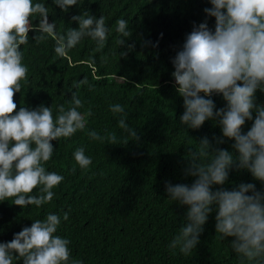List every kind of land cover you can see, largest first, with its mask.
<instances>
[{"label":"clouds","instance_id":"obj_1","mask_svg":"<svg viewBox=\"0 0 264 264\" xmlns=\"http://www.w3.org/2000/svg\"><path fill=\"white\" fill-rule=\"evenodd\" d=\"M51 3L67 13L83 5L84 0ZM207 3L210 7L203 9L205 20L193 22L192 30L171 58V76L182 98L179 125L184 130H199L211 121L219 135L194 139L196 143L188 147L182 173L194 178L190 184L165 182L168 200L187 209L167 247L173 253L191 256L214 212L217 238H232L229 247L239 264H264V101L257 97V92L264 94V0ZM51 12L46 0H0V202L11 200L21 208H41L53 201L54 189L64 177L46 167L55 152L51 141L84 131L87 118L93 116L90 107L80 111L84 101L78 91L72 92L70 100L55 106V115L52 107L43 104L14 111V93L29 83V67L23 62L21 46L29 45L28 33L33 31L39 33L33 37L35 44L51 40L58 58L67 57L85 40L94 42V52H102L113 31L104 15L97 18L87 10L71 16L76 28L61 31L56 21L49 22ZM207 18H214L213 28H209ZM33 20L38 22L34 24ZM114 31L116 49H127L119 52L124 57L135 47L126 42L132 35L128 21L117 19ZM152 46L158 47V41ZM116 55L117 51L109 50L101 56V62L107 64ZM82 85L92 90L86 77L73 87L79 90ZM213 96L222 98L223 107L216 106ZM108 111L117 118L120 137L127 138L124 142L139 139L126 123L123 105L110 103ZM247 121L251 126L244 131ZM87 135L101 143L116 144L120 139L115 132L102 136L89 130ZM229 141L230 150L220 147ZM72 159L82 170L92 164L82 146L72 152ZM233 171L249 173L260 182L261 189L250 182L225 188ZM62 220H69L67 211L32 219L31 225L14 233L10 241L0 242V264H83L72 258L71 241L57 234Z\"/></svg>","mask_w":264,"mask_h":264},{"label":"trees","instance_id":"obj_2","mask_svg":"<svg viewBox=\"0 0 264 264\" xmlns=\"http://www.w3.org/2000/svg\"><path fill=\"white\" fill-rule=\"evenodd\" d=\"M46 3L52 8L49 22L56 21L58 30L76 28L71 16L87 10L97 18L104 15L113 31L102 52H94V42L85 40L65 58L56 57L51 40L37 46L33 37L39 33L29 31V45L21 46L23 62L29 67V83L14 93V111L43 104L52 107L55 115V106L78 91L84 101L80 111L90 107L93 116L87 118L84 131L51 141L55 152L46 167L64 180L54 189L56 196L50 204L21 208L11 200L0 202V242L10 241L14 233L30 226L32 219L67 211L69 220H62L57 234L71 241L72 258L83 264H239L229 247L232 238H217L214 212L191 256L173 253L167 247L187 209L168 200L165 182L190 184L194 178L182 173L188 147L196 143L194 139L219 135L211 121L199 130H184L179 125L182 98L171 76V58L192 30L193 22L205 20L203 9L210 7L207 0H84L83 5L67 13L51 0ZM119 18L128 21L132 35L126 42L135 45L124 57L119 52L127 49H116L114 43L115 21ZM207 19L209 28H213L214 18ZM145 41H158V47L145 45ZM109 50L117 51V55L104 64L101 56ZM84 77L93 86L91 91L83 85L79 90L73 87ZM257 97L264 101V94L257 92ZM212 98L218 108L223 107L221 97ZM110 103L125 107L126 123L137 132L138 140L124 142L127 138L120 137L117 118L108 111ZM250 126L251 121H247L243 130ZM89 130L102 136L115 132L119 143L93 141L87 135ZM230 143L220 147L230 150ZM81 146L92 158L87 170L80 169L72 159V152ZM241 182L254 183L257 190L261 189L260 182L245 171L231 172L224 187L231 189Z\"/></svg>","mask_w":264,"mask_h":264}]
</instances>
